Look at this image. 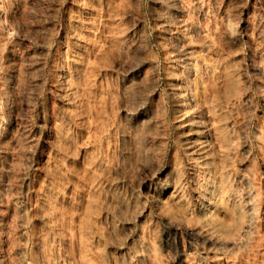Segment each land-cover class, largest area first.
<instances>
[{"label": "rangeland", "instance_id": "obj_1", "mask_svg": "<svg viewBox=\"0 0 264 264\" xmlns=\"http://www.w3.org/2000/svg\"><path fill=\"white\" fill-rule=\"evenodd\" d=\"M114 1L0 0V264H264V0ZM116 2H122L124 9L112 8ZM187 14L192 18L188 19ZM213 60L215 62L212 64ZM204 62L209 64L206 69H210V72L204 68ZM191 73H195L193 75L197 80L194 86L201 90V84L208 85L211 97V87L216 85L220 88L224 77L231 75L234 83V90L227 97L221 96V103L215 108V111L221 112L220 123L227 122L224 123L228 127L227 136L222 138L218 133H213L214 146L209 147L208 160L202 163L193 156H189L190 159L185 156L181 140L186 126L175 119V94L170 86L177 85L182 79H195ZM209 76L214 82L211 77L207 78ZM219 77L221 80H217ZM99 97H103L106 106L99 103ZM187 97L189 104L192 103V94ZM122 103L126 105L121 110ZM127 110L130 112L127 113ZM198 116L199 108L187 109L183 122L189 118L193 127ZM244 120L247 121L244 123ZM128 130L132 131L131 135ZM232 136L236 139H232ZM219 143H225L226 147L220 148L217 146ZM171 147H175L174 150ZM219 157L227 161L226 170L213 168L212 161ZM201 166L205 169V175L200 173ZM167 173L169 176L166 177ZM175 174L177 178H174ZM157 178L164 183L174 181L181 188L179 197L169 199L164 204L147 197L144 186L152 190ZM142 181H146V184ZM206 188L213 202H226L230 206L226 210L203 213L197 201L199 198L193 196V192L202 194ZM238 190L240 194H237ZM187 213L189 216H186ZM254 227H258L257 232ZM234 228L241 229L235 231ZM189 256L191 258L188 259Z\"/></svg>", "mask_w": 264, "mask_h": 264}, {"label": "bare ground", "instance_id": "obj_2", "mask_svg": "<svg viewBox=\"0 0 264 264\" xmlns=\"http://www.w3.org/2000/svg\"><path fill=\"white\" fill-rule=\"evenodd\" d=\"M87 1V0H86ZM114 1V0H113ZM116 1H118V0H116ZM123 1V0H122ZM131 1H133V0H131ZM176 1V0H175ZM183 1V0H182ZM181 1V2H182ZM193 1H195V0H193ZM193 1H190V3L191 2H193ZM197 1V0H196ZM77 2V1H76ZM83 2V1H82ZM115 2V1H114ZM203 2V1H202ZM216 2V1H215ZM90 3L91 2H89V5H90ZM97 3V2H96ZM126 3H128V2H126ZM133 3V2H132ZM174 3V2H173ZM176 3V2H175ZM185 3V2H184ZM187 3H188V1H187ZM204 3V2H203ZM203 3H201L200 2V4H201V6H202V4ZM205 3H206V1H205ZM76 4H78V3H76ZM85 4H87V2H85ZM181 4V3H180ZM193 4V3H192ZM199 4V3H198ZM215 4H217V3H215ZM174 5V4H173ZM187 5V4H186ZM186 5L184 6V7H186ZM98 6V5H97ZM130 6H132V5H130ZM196 6V5H195ZM223 6V5H222ZM89 7V6H88ZM93 7V6H92ZM112 8H114V9H116V10H120L121 8H123V5H122V2H116V3H114V5L113 6H111ZM204 7H205V5H204ZM87 8V7H86ZM90 8V7H89ZM98 8H99V6H98ZM187 8V10H188V7H186ZM190 8H192V7H190ZM95 9V8H94ZM124 9V8H123ZM197 9H199V8H197ZM202 9H203V7H202ZM89 10V9H88ZM91 10V9H90ZM127 10V9H126ZM175 10V9H174ZM186 10V9H185ZM108 11V10H107ZM141 11V10H140ZM191 11V10H190ZM193 11V10H192ZM191 11V12H192ZM203 11V10H202ZM205 11H207V10H205ZM98 12V11H97ZM96 12V13H97ZM105 12V11H104ZM112 12V11H111ZM164 12V11H163ZM190 12V13H191ZM196 12V11H195ZM113 13H114V10H113ZM119 13V12H118ZM182 13H183V11H182ZM186 13V12H185ZM185 13H183V14H185ZM188 13H189V11H188ZM189 13V14H190ZM206 13V12H205ZM87 14V13H86ZM127 14V13H126ZM129 14V13H128ZM197 14H198V12H197ZM209 14H210V12H209ZM158 15V14H157ZM176 15V14H175ZM196 15V14H195ZM199 15H201V14H199ZM205 15V14H204ZM203 14H202V16H204ZM67 16V15H66ZM70 16V15H69ZM90 16V15H89ZM107 16V14L105 15V17ZM119 16V15H118ZM122 16V15H121ZM178 16V15H177ZM183 16V15H182ZM182 16H181V18H182ZM187 16H188V14H187ZM187 16H186V18H187ZM189 16H191V15H189ZM188 16V17H189ZM192 16H194V15H192ZM206 16H208V15H206ZM211 16V15H210ZM86 17V16H85ZM104 17V16H103ZM112 17H113V15H112ZM120 17V16H119ZM118 17V18H119ZM185 17V16H184ZM180 18V19H181ZM192 18V17H191ZM190 17L188 18V19H191ZM210 18H212L213 19V17H210ZM84 19H86V18H84ZM165 19V18H164ZM193 19H196V18H193ZM200 19V18H199ZM203 19H206V18H203ZM208 19H209V16H208ZM214 19H215V17H214ZM81 20V19H80ZM89 20V19H88ZM87 20V21H88ZM118 20V19H117ZM116 20V21H117ZM159 20V19H158ZM162 20H163V17H162ZM185 20V19H184ZM184 20H182V21H184ZM187 20V19H186ZM211 20V19H210ZM216 20V19H215ZM235 20V19H234ZM91 21V20H90ZM201 21V20H200ZM203 21H206V20H203ZM222 21H224L223 20V18H222ZM230 21V20H229ZM232 21H233V19H232ZM72 22V21H71ZM79 22V21H78ZM81 22V21H80ZM89 22V21H88ZM104 22V21H103ZM180 22H181V20H180ZM190 22H192L191 20H190ZM194 22V21H193ZM198 22V21H197ZM202 22V21H201ZM213 22H215V21H213ZM221 22V21H220ZM66 23V22H65ZM105 23V22H104ZM107 23V22H106ZM110 23V22H109ZM113 23V22H112ZM116 23H118V22H116ZM164 23V22H163ZM166 23H168V22H166ZM165 23V24H166ZM179 23V22H178ZM195 23H196V21H195ZM207 23V22H206ZM208 23H210V21L208 22ZM217 23V22H216ZM216 23H215V25H216ZM76 24V23H75ZM175 25H176V23H174ZM202 24V23H201ZM221 24V23H220ZM223 24V23H222ZM66 25V24H65ZM77 26H78V24H76ZM141 25V24H140ZM178 25V24H177ZM186 25V24H185ZM194 25V24H193ZM202 25H204V24H202ZM225 25H227V24H225ZM224 25V26H225ZM89 26V25H88ZM87 26V27H88ZM118 26H119V23H118ZM166 26V25H165ZM198 26V25H197ZM216 26H218V25H216ZM221 26V25H220ZM223 26V25H222ZM84 27V26H83ZM171 27V26H170ZM177 27V26H176ZM175 27V28H176ZM179 27V26H178ZM183 27V26H182ZM186 27V26H185ZM188 27V26H187ZM203 27V26H202ZM206 27H208V25H206ZM213 27H214V25H213ZM212 27V28H213ZM85 28V27H84ZM134 28V27H133ZM160 28V27H159ZM159 28H158V30H159ZM175 28H174V30H175ZM180 28V27H179ZM184 28V27H183ZM191 28V27H190ZM189 28V29H190ZM200 28H201V26H200ZM212 28H211V33H213V31L214 30H212ZM219 28V27H218ZM217 28V29H218ZM223 28V27H222ZM225 28V27H224ZM86 29V28H85ZM94 29V28H93ZM105 29V28H104ZM118 29V28H117ZM128 29V28H127ZM130 29V28H129ZM132 29V28H131ZM177 29V28H176ZM187 29V28H186ZM185 29V30H186ZM195 29V28H194ZM203 29H205V28H203ZM209 29V28H208ZM214 29H216V28H214ZM220 29H221V27H220ZM219 29V30H220ZM243 29V28H242ZM107 30V29H106ZM114 30V29H113ZM169 30H170V28H169ZM172 30H173V28H172ZM185 30H184V32H185ZM198 30V29H197ZM207 32L209 31V30H207V28L205 29ZM223 30V29H222ZM240 30V29H239ZM71 31V30H70ZM135 31V30H134ZM133 31V32H134ZM178 31V30H177ZM181 31V30H180ZM201 31V30H200ZM199 31V32H200ZM216 31V30H215ZM227 31V30H226ZM226 31H225V33H226ZM242 31V30H241ZM88 32V31H87ZM103 32V31H102ZM131 32V31H130ZM170 32V31H169ZM245 33H247L246 31H244ZM72 33V32H71ZM82 33V32H81ZM107 33V32H106ZM118 33V32H117ZM121 33V32H120ZM126 33V32H125ZM137 33V32H136ZM172 33H173V31H172ZM196 33V32H195ZM201 33H206V32H201ZM219 33H221V31H219ZM218 33V34H219ZM223 33V32H222ZM221 33V34H222ZM79 34V33H78ZM86 33H84L83 35H85ZM104 34V33H103ZM116 34V33H115ZM162 34V33H161ZM166 34H167V32H166ZM174 34V33H173ZM188 34V33H187ZM190 34V33H189ZM210 34V33H209ZM215 34V33H214ZM213 34V35H214ZM217 34V33H216ZM215 34V35H216ZM228 34V33H227ZM243 34V33H242ZM248 34V33H247ZM246 34V35H247ZM63 35V34H62ZM73 35H76V34H73ZM80 35V34H79ZM91 35H92V33H91ZM104 35H106V34H104ZM128 35V34H127ZM126 35V36H127ZM163 35V34H162ZM201 35H203V34H201ZM220 35V34H219ZM218 35V36H219ZM223 35V34H222ZM244 35V34H243ZM252 35V34H251ZM60 36V35H59ZM87 36H89V35H87ZM120 36V35H119ZM130 36H132V35H130ZM175 36V35H174ZM173 36V37H174ZM186 36V35H185ZM191 36H193V35H191ZM199 36H200V33H199ZM198 36V37H199ZM204 36V35H203ZM205 36H206V34H205ZM205 36H204V38H205ZM211 36V35H210ZM224 36V35H223ZM223 36H222V38H223ZM227 36V35H226ZM225 36V37H226ZM231 36V35H230ZM92 37V36H91ZM102 37H104V36H102ZM106 37V36H105ZM108 37V36H107ZM106 37V38H107ZM115 37V36H114ZM122 37V36H121ZM156 37V36H155ZM160 37V36H159ZM169 37V36H168ZM194 37V36H193ZM197 37V38H198ZM207 37V36H206ZM212 37V36H211ZM228 37V36H227ZM248 37H250L249 35H248ZM247 37V38H248ZM72 39H73V37H71ZM89 38V37H88ZM180 38V37H179ZM185 38H187V37H185ZM189 38V37H188ZM204 38H202L203 40H201L202 42L204 41ZM214 38V37H213ZM217 38H219V37H217ZM251 38V37H250ZM91 39V38H90ZM105 39V38H104ZM114 39V38H113ZM116 39H117V37H116ZM161 39V38H160ZM168 39V38H167ZM173 39V38H172ZM181 39V38H180ZM193 39H195V38H192V40ZM226 39V38H225ZM245 39V38H244ZM75 40V39H74ZM102 40V39H101ZM129 40V39H128ZM198 40V39H197ZM200 40V39H199ZM243 40V39H242ZM249 40V39H248ZM104 41V40H103ZM109 41V40H108ZM141 41V40H140ZM188 41H190V40H188ZM207 41H209V39L207 40ZM222 41V40H221ZM229 41V40H228ZM247 41V40H246ZM253 41V40H252ZM74 43H75V41H73ZM81 42V41H80ZM92 42H93V40H92ZM97 42V41H96ZM112 42V41H111ZM161 42V41H160ZM164 42V41H163ZM187 42V41H186ZM195 42H199V41H196L195 40ZM201 42V43H202ZM223 42V41H222ZM224 42H225V40H224ZM233 42V41H232ZM239 42H241V41H239ZM239 42H237V43H239ZM66 43V42H65ZM72 43V42H71ZM78 43V42H77ZM136 43V42H135ZM138 43V42H137ZM139 43H141V42H139ZM162 43V42H161ZM164 43H166V42H164ZM174 43V42H173ZM183 43V42H182ZM182 43H180L181 44V46L184 48V46L182 45ZM189 43V42H188ZM205 43H207L206 41H205ZM211 43V42H210ZM226 43V42H225ZM242 43V42H241ZM241 43H239V44H241ZM246 43V42H245ZM73 44V43H72ZM80 44V43H79ZM79 44H77V45H79ZM93 44H94V42H93ZM110 44V43H109ZM108 44V45H109ZM115 44V43H114ZM119 44V43H118ZM127 44V43H126ZM170 44V43H169ZM178 44V43H177ZM176 44V45H177ZM186 44V43H185ZM213 44V43H212ZM219 44V43H218ZM238 44V45H239ZM242 44H244V43H242ZM248 44V43H247ZM65 45H67V44H65ZM76 45V44H75ZM95 45V44H94ZM134 45V44H133ZM226 45H227V43H226ZM232 45H234V44H232ZM73 46V45H72ZM80 46V45H79ZM96 46V45H95ZM159 46V45H158ZM195 46V45H194ZM215 46H216V44H215ZM221 46H222V44H221ZM228 46V45H227ZM235 46V45H234ZM253 46V45H252ZM84 47V46H83ZM82 47V48H83ZM91 47V46H90ZM98 47V46H97ZM111 47V46H110ZM118 47V46H117ZM120 47V46H119ZM121 47H123V45L121 46ZM188 48H189V46H187ZM196 47V46H195ZM209 47V46H208ZM217 47V49H218V46H216ZM231 47V46H230ZM229 47V48H230ZM71 48V47H70ZM85 48V47H84ZM124 48V47H123ZM136 48V47H135ZM134 48V49H135ZM182 48V49H183ZM215 48V47H214ZM225 48L227 49V47L225 46ZM239 48V47H238ZM75 49V48H74ZM79 49H80V47H79ZM93 49V48H92ZM116 49V48H115ZM115 49H114V51H115ZM125 49V48H124ZM162 49V48H161ZM186 49V48H185ZM201 49V48H200ZM216 49V50H217ZM230 49H232V48H230ZM230 49H228V50H230ZM69 50V49H68ZM95 50V49H94ZM96 50H97V48H96ZM213 50V49H212ZM236 50V49H235ZM234 50V51H235ZM238 50V49H237ZM167 51V50H166ZM171 51V50H170ZM197 51V50H196ZM233 51V50H232ZM231 51V52H232ZM76 52V51H75ZM74 52V53H75ZM79 52V51H78ZM173 52H174V50H173ZM172 52V53H173ZM198 52V51H197ZM200 52H202V51H200ZM199 52V53H200ZM213 52L216 54V52L213 50ZM213 52H212V55H213ZM218 52H219V50H218ZM228 52V51H227ZM70 53V52H69ZM92 53H94V52H92ZM92 53H91V55H92ZM195 53V52H194ZM203 53H204V51H203ZM203 53H201L200 54V56H202V54ZM207 53H208V51H207ZM211 53V52H210ZM229 53V52H228ZM233 53V52H232ZM142 54V53H141ZM176 54V53H175ZM186 54V53H185ZM75 55V54H74ZM77 55V54H76ZM171 55V54H170ZM178 55V54H177ZM180 55V54H179ZM198 55V54H197ZM69 56V55H68ZM78 56V55H77ZM82 56V55H81ZM187 56V55H186ZM205 56V55H204ZM207 57H210V56H208V55H206ZM216 56H217V54H216ZM227 56V55H226ZM236 56V55H235ZM258 56V55H257ZM71 57V56H70ZM93 56H91V58H92ZM107 57V56H106ZM119 57V56H118ZM142 57V56H141ZM176 57V56H175ZM178 57V56H177ZM182 57H183V55H182ZM187 57H189V56H187ZM199 57V56H198ZM56 58V57H55ZM86 58V57H85ZM87 58H89V57H87ZM90 58V59H91ZM98 58V57H97ZM97 58H96V60H97ZM123 58V57H122ZM172 58V57H171ZM174 58V57H173ZM180 58V57H179ZM203 58V57H202ZM202 58L200 59V60H202ZM230 58H232V57H230ZM79 59V58H78ZM77 59V60H78ZM103 59V58H102ZM125 59V58H124ZM184 59V58H183ZM208 59V58H207ZM220 59V58H219ZM87 60V59H86ZM176 60H178V59H176ZM216 60V59H215ZM215 60H213V62H211L212 64L215 62ZM237 60V59H236ZM76 61V60H75ZM120 61V60H119ZM193 61H195V60H193ZM197 61H198V59H197ZM203 61V60H202ZM207 61V60H206ZM211 61V60H210ZM61 62V61H60ZM80 62H82V61H80ZM174 62H175V60L173 61V64H174ZM177 62V61H176ZM189 62V61H188ZM192 62V61H191ZM196 62V61H195ZM199 62V61H198ZM208 62V61H207ZM219 62V61H218ZM221 62V61H220ZM233 62V61H232ZM70 63V62H69ZM87 63V62H86ZM96 63H98V62H96ZM179 63H181V62H179ZM184 63V62H183ZM194 63V62H193ZM197 63V62H196ZM205 63V62H204ZM203 63V64H204ZM210 63V62H209ZM66 64V63H65ZM65 64H64V67H66L65 66ZM84 64V63H83ZM104 64V63H103ZM117 64V63H116ZM169 64V63H168ZM176 64H178V63H176ZM198 64V63H197ZM202 64V63H201ZM234 64V63H233ZM72 65H74V64H72ZM72 65H70V66H72ZM76 65V64H75ZM79 65V64H78ZM107 65V64H106ZM105 65V66H106ZM179 65V64H178ZM182 65V64H181ZM180 65V66H181ZM187 65V64H186ZM199 65V64H198ZM209 65V64H208ZM206 63H205V65H204V68L206 69V66H208ZM216 65H217V63H216ZM222 66H223V64H221ZM221 65H218V66H221ZM226 65V64H225ZM57 66V65H56ZM109 66V65H108ZM134 66V65H133ZM136 66V65H135ZM212 66V65H211ZM221 66V67H222ZM139 67V66H138ZM175 67V66H174ZM174 67H173V69H174ZM188 67V66H187ZM192 67H193V65H192ZM191 67V68H192ZM199 67V66H198ZM217 67V66H216ZM61 68V67H60ZM75 69H77L76 67H74ZM84 68V67H83ZM87 68H88V66H87ZM94 68V67H93ZM97 68V67H96ZM182 68H183V66H182ZM181 68V69H182ZM195 68V67H194ZM193 68V69H194ZM200 68V67H199ZM203 68V67H202ZM209 68H210V66H209ZM212 68V67H211ZM213 68H215V66L213 67ZM218 68V67H217ZM225 68V67H224ZM223 68V69H224ZM66 69H68V68H66ZM65 69V71H67ZM72 69H73V67H72ZM80 69V68H79ZM133 69V68H132ZM180 69V68H179ZM204 69V70H205ZM216 69V68H215ZM233 69V68H232ZM74 70V69H73ZM82 70V69H81ZM127 70H129V69H127ZM140 70V69H139ZM203 70V69H202ZM207 71H209L208 69H206ZM220 70V69H219ZM221 70H222V68H221ZM259 70V69H258ZM55 71V70H54ZM63 71V70H62ZM75 71V70H74ZM171 71V70H170ZM194 71H196V69L194 70ZM200 71V70H199ZM212 71V70H211ZM215 71V70H214ZM59 72V71H58ZM64 72V71H63ZM81 72V71H80ZM79 72V73H80ZM128 72H130V71H128ZM179 72H180V70H179ZM193 72V71H192ZM202 72H205V71H202ZM202 72H200V73H202ZM210 72V71H209ZM217 72V71H216ZM231 72L233 73V71L231 70ZM71 73V72H70ZM87 73V72H86ZM95 73V72H94ZM134 73V75H135V72H133ZM138 73V72H137ZM178 73V72H177ZM186 73V72H185ZM206 74H207V72H205ZM205 73H203V74H205ZM220 73V72H219ZM64 74V73H63ZM174 74H175V72H174ZM193 74H195V73H193ZM192 73H191V75H193ZM209 74V73H208ZM214 74V73H213ZM221 74V73H220ZM234 74V73H233ZM261 74V73H260ZM72 75V74H71ZM85 75V74H84ZM129 75V74H128ZM133 75V76H134ZM141 75H143L142 73H141ZM170 75V74H169ZM216 75V74H215ZM236 75V74H235ZM63 76V75H62ZM64 76H65V74H64ZM135 76H138V75H135ZM183 76V75H182ZM194 76V78H195V75H193ZM208 76V75H207ZM223 75H221V77H222ZM260 76V75H259ZM79 77H80V75H79ZM90 77V76H89ZM130 77H132L131 75H130ZM129 77V78H130ZM147 77V76H146ZM200 77H202V76H200ZM206 77V76H205ZM211 77V78H210ZM213 77H214V75H213ZM221 77H219L217 80H219ZM237 77V76H236ZM261 77V76H260ZM71 78V77H70ZM76 78H77V76H76ZM76 78H75V80H76ZM86 78V77H85ZM84 78V79H85ZM176 78V77H175ZM190 78H191V76H190ZM193 78V77H192ZM207 78H210V79H213L212 78V76H209V77H207ZM216 78V77H215ZM65 79V78H64ZM72 79V78H71ZM74 79V78H73ZM135 79H139V78H135ZM206 79V78H205ZM209 79V80H210ZM124 80V79H123ZM134 80V79H133ZM179 80V79H178ZM181 80V79H180ZM179 80V81H180ZM183 80V79H182ZM181 80V82L180 83H177V85H175V84H172V85H170L171 86V91L175 94V101H174V103H173V107H174V110H175V115H176V118L175 119H177L178 120V122L179 123H181V124H185V126H186V130H185V133L183 134V140H181L182 142H183V146H184V153H185V156L186 157H189V156H193L194 158H196V160H198L200 163H202L203 161H207L208 160V157H209V153H210V148L209 147H213L214 146V139L212 138V137H214V136H212L213 135V133H218L219 135H220V137H222V138H225L226 136H227V131H228V127L223 123H220V113H218V111H215V108H218L219 107V105H220V103L221 102H219L220 101V99H221V96H229V94L234 90V83H233V80H232V77H231V75H229V76H227V77H224L223 79H222V82H221V84H219V85H221V87L220 88H218L216 85H213L211 88H212V93H213V95H212V97L211 96H209L210 94H208V85H206V86H204V84H201L202 85V87H200L201 88V90H199V87H195L194 85L196 84V82H197V80H196V78L195 79H188V80H184V81H182ZM199 80V79H198ZM208 80V81H209ZM221 80V79H220ZM62 81V80H61ZM103 81V80H102ZM135 81V80H134ZM143 81V80H142ZM173 81V80H172ZM202 81H204V80H202ZM73 82V81H72ZM82 82V81H81ZM85 82V81H84ZM146 82V81H145ZM199 82V81H198ZM205 82H206V80H205ZM213 82H214V79H213ZM220 82H218V83H220ZM236 82V81H235ZM64 83V82H63ZM68 83V82H67ZM124 83V82H123ZM165 83V82H164ZM171 83V82H170ZM169 83V84H170ZM201 83H204V82H201ZM207 83V82H206ZM209 83V82H208ZM217 83V84H218ZM125 84V83H124ZM168 84V85H169ZM198 84H200V83H198ZM81 85V84H80ZM218 85V86H219ZM58 86V85H57ZM62 86V85H61ZM66 86V85H65ZM78 86V85H77ZM86 86V85H85ZM100 86V85H99ZM98 86V87H99ZM79 87V86H78ZM82 87H83V85H82ZM91 87V86H90ZM105 87V86H104ZM115 87V86H114ZM130 87V86H129ZM139 87V86H138ZM174 87H176V90L174 89V90H172ZM238 87V86H237ZM61 88V87H60ZM73 88V87H72ZM125 88V87H124ZM135 88V87H134ZM65 89V88H64ZM83 89V88H82ZM82 89L80 90V91H82ZM122 89V88H121ZM125 90V89H124ZM166 90H168V89H166ZM241 90V89H240ZM66 91H67V89H66ZM104 91V90H103ZM116 91V90H115ZM144 91V90H143ZM149 91V90H148ZM210 91V90H209ZM239 91V90H238ZM58 92V91H57ZM65 92V91H64ZM93 92V91H92ZM97 92V91H96ZM110 92V91H109ZM112 92V91H111ZM121 92H122V90H121ZM186 92H187V94H186ZM202 93V96H201V94L200 93ZM210 92V93H211ZM250 92V91H249ZM61 92H59V94H60ZM85 93V92H84ZM98 93H100V92H98ZM97 93V94H98ZM124 93V92H123ZM241 93H243V91L241 92ZM67 94V93H66ZM70 94V93H69ZM72 94V93H71ZM93 94H95V93H93ZM101 94V93H100ZM105 94V93H104ZM113 94H114V92H113ZM117 94V93H116ZM141 94V93H140ZM189 94H192V103L190 102V104H189V101H188V95ZM200 94V95H199ZM85 95V94H84ZM107 95V94H106ZM112 95V94H111ZM121 95H122V93H121ZM134 95V94H133ZM132 95V96H133ZM208 95V96H207ZM243 95V94H242ZM63 96V95H62ZM71 96V95H70ZM89 96V95H88ZM167 96V95H166ZM174 96V95H173ZM199 96H201V98L199 97ZM60 97V96H59ZM72 97V96H71ZM70 97V98H71ZM82 97V96H81ZM117 97H118V95H117ZM130 97V96H129ZM208 97H210V98H208ZM238 97V96H237ZM236 97V98H237ZM242 97V96H241ZM245 97V96H244ZM247 97V96H246ZM62 98V97H61ZM111 98V97H110ZM123 98H124V96H123ZM248 98V97H247ZM75 99V98H74ZM77 99V98H76ZM89 99V98H88ZM124 99H126V98H124ZM81 100V99H80ZM247 100V99H246ZM72 101H73V99H72ZM95 101H96V99H95ZM98 101H99V103L101 104V105H103V106H106V102L104 101V99H103V97H99L98 98ZM106 101H107V99H106ZM108 101H109V99H108ZM141 101V100H140ZM230 102H231V100H229ZM242 101L243 102H245L244 101V99L242 98ZM86 102V101H85ZM92 102H94V101H92ZM97 102V101H96ZM114 101H112V103H113ZM122 102V101H121ZM120 102V103H121ZM125 102V101H124ZM170 102V101H169ZM262 102V101H261ZM90 103H91V101H90ZM116 103V102H115ZM232 103H233V100H232ZM236 103V102H235ZM97 104V103H96ZM109 104V103H108ZM123 105H122V107H120L119 109H121V108H124V106L126 105H124V103H122ZM134 104V103H133ZM172 104V103H171ZM69 105V104H68ZM67 105V106H68ZM71 105V104H70ZM138 105V104H137ZM170 105V104H169ZM228 105H230V103L228 104ZM244 105H245V103H244ZM243 105V106H244ZM246 105H247V103H246ZM136 106V105H135ZM134 106V107H135ZM231 106H232V104H231ZM70 107V106H69ZM84 107H85V104H84ZM109 106H107V108H108ZM152 107V106H151ZM199 108V116L197 117V119L194 121V123H193V127H192V125H191V123H190V119L189 118H187V120H186V122L184 123L183 121V116H184V113H185V111L187 110V109H191V110H194L195 108ZM223 107V106H222ZM92 108V107H91ZM139 108V107H138ZM141 108V107H140ZM148 108V107H147ZM172 108V107H171ZM229 108V107H228ZM232 108V107H231ZM236 108H238L237 110H239V107H236ZM96 109V108H95ZM114 109H116L115 107H114ZM243 109V108H242ZM248 109V108H247ZM122 110V109H121ZM128 110H129V108H128ZM127 110V113H129L130 111H128ZM135 110V109H134ZM140 110V109H139ZM138 110V111H139ZM221 110V109H220ZM223 110V109H222ZM233 110H235V109H233ZM93 111V110H92ZM105 111V110H104ZM109 112H111L110 110H108ZM132 111H133V109H132ZM136 111V110H135ZM240 111V110H239ZM76 112V111H75ZM83 112V111H82ZM87 112V111H86ZM98 112V111H97ZM137 112V111H136ZM170 112H171V110H170ZM172 112H173V109H172ZM189 112V111H188ZM196 112H198V110L196 111ZM228 112V111H227ZM234 112V111H233ZM61 113V112H60ZM77 113V112H76ZM92 113V112H91ZM103 113V112H102ZM124 113V112H123ZM131 113H133V112H131ZM146 113V112H145ZM157 113V112H156ZM232 113V112H231ZM240 113V112H239ZM87 114V113H86ZM105 114H107V112L105 113ZM111 114V113H110ZM126 114V113H125ZM137 114V113H136ZM187 114V113H186ZM192 114V113H191ZM190 114V115H191ZM94 115V114H93ZM102 115V114H101ZM128 115V114H127ZM127 115L125 116V117H127ZM130 115V114H129ZM149 115V114H148ZM189 115V114H188ZM196 115V114H195ZM194 115V116H195ZM232 115V114H231ZM234 115V114H233ZM95 116V115H94ZM109 115H107L106 117H108ZM149 116H151V114L149 115ZM149 116H148V118H149ZM171 116H172V114H171ZM241 116V115H240ZM239 116V117H240ZM96 117V116H95ZM102 117V116H101ZM130 117V116H129ZM139 117V116H138ZM154 117V116H153ZM85 118V117H84ZM131 118H132V116H131ZM135 118V117H134ZM155 118V117H154ZM224 118V117H223ZM235 118V117H234ZM237 118V117H236ZM242 118H244V117H242ZM241 118V119H242ZM105 119V118H104ZM108 119H109V117H108ZM137 119V118H136ZM143 118L141 117V119L140 120H142ZM146 119V118H145ZM153 119V118H152ZM194 119V118H193ZM81 120V119H80ZM106 120V119H105ZM122 120V119H121ZM126 120V119H125ZM131 120V119H130ZM140 120H139V123H140ZM174 120V119H173ZM192 120V119H191ZM238 120H240V118L238 119ZM238 120H237V122H238ZM66 121V120H65ZM87 121V120H86ZM100 121V120H99ZM107 121V120H106ZM109 122H110V120H108ZM148 121V120H147ZM154 121H156L155 119H154ZM209 121H211V123L209 124ZM228 121H229V119H228ZM231 121V120H230ZM241 121V120H240ZM247 121V120H246ZM245 120H244V123L246 122ZM112 122V121H111ZM123 122V121H122ZM132 122H134V121H132ZM143 122V121H142ZM93 123V122H92ZM99 123V122H98ZM97 123V124H98ZM144 123V122H143ZM156 123V122H155ZM158 123V122H157ZM241 123V122H240ZM104 124V123H103ZM135 124V123H134ZM151 124V123H150ZM229 124V123H228ZM227 124V125H228ZM232 124V123H231ZM260 124V123H259ZM72 125V124H71ZM108 124H106V126H107ZM144 125V124H143ZM146 125V124H145ZM177 125H179L178 123H177ZM245 125V124H244ZM263 125V124H262ZM105 126V127H106ZM128 126V125H127ZM126 126V127H127ZM175 126V125H174ZM182 126V125H181ZM231 126V125H230ZM131 127V126H130ZM129 127V128H130ZM213 127H215V128H213ZM235 127H237L236 125H235ZM235 127H233V128H235ZM94 128V127H93ZM99 128H101L100 126H99ZM154 128H155V126H154ZM181 128V127H180ZM113 129V128H112ZM128 129V128H127ZM146 129V128H145ZM176 129V128H175ZM103 130V129H102ZM108 130V129H107ZM141 130V129H140ZM151 130V129H150ZM154 130H156V129H154ZM260 130V129H259ZM264 130V129H263ZM91 131V130H90ZM125 131H126V129H125ZM129 132H130V130H128ZM127 131V132H128ZM136 131V130H135ZM231 131V130H230ZM234 131L235 130H233V133H234ZM256 131H258V130H256ZM103 132V131H102ZM105 132V131H104ZM132 132V131H131ZM131 132H130V135H131ZM137 132V131H136ZM146 131H144V133H145ZM154 132V131H153ZM232 132V131H231ZM243 132V131H242ZM55 133V132H54ZM58 133V132H57ZM99 133V132H98ZM152 133V132H151ZM157 133V132H156ZM179 133V132H178ZM181 133V132H180ZM183 133V132H182ZM235 133H236V131H235ZM107 134V133H106ZM132 134H134V132L132 133ZM153 134V133H152ZM167 134V133H166ZM165 134V135H166ZM54 135V134H53ZM175 135V134H174ZM236 135H238V134H236ZM235 135V136H236ZM257 135H259L258 133H257ZM261 135V134H260ZM101 136V135H100ZM140 136V135H139ZM152 136V135H151ZM85 137V136H84ZM92 137V136H91ZM132 137V136H131ZM142 137V136H141ZM140 137V138H141ZM175 137V136H174ZM177 137V136H176ZM233 138L232 139H236V137L234 138V136H232ZM240 137V136H239ZM238 137V139H240ZM258 137V136H257ZM256 137V138H257ZM93 138V137H92ZM129 138V137H128ZM151 138H153V137H151ZM151 138H149V139H151ZM215 138H216V136H215ZM261 138V137H260ZM262 138H263V136H262ZM65 139V138H64ZM154 139V138H153ZM166 139V138H165ZM170 139V138H169ZM130 140V139H129ZM179 140V139H178ZM217 140V139H216ZM230 140H231V138H230ZM242 141V140H241ZM261 141V140H260ZM54 142V141H53ZM60 142V141H59ZM130 142V141H129ZM136 142V141H135ZM152 142V141H151ZM154 142V141H153ZM160 142V141H159ZM158 142V143H159ZM163 142H164V140H163ZM165 142H166V140H165ZM232 142H234V141H232ZM236 142H237V140H236ZM248 142V141H247ZM61 143V142H60ZM133 143V142H132ZM150 143V142H149ZM218 143V142H217ZM216 143V144H217ZM238 143V142H237ZM240 143V142H239ZM131 144V143H130ZM129 144V145H130ZM161 144V143H160ZM167 144V143H166ZM172 144V143H171ZM235 144V146H236V143H234ZM240 144H242V143H240ZM246 144V143H245ZM143 145V144H142ZM149 145V144H148ZM162 145V144H161ZM179 145V144H178ZM248 145V144H247ZM260 145V144H259ZM137 146V145H136ZM160 146V145H159ZM165 146V145H164ZM182 146V145H181ZM217 146H219L220 148H222V149H224L225 147H226V144L225 143H219V145H217ZM249 146V145H248ZM133 147H135V146H133ZM238 147H240V146H238ZM160 148V147H159ZM167 148V147H166ZM175 148V147H174ZM174 148L172 149V147H171V149L172 150H174ZM237 148V147H236ZM263 148V147H262ZM261 148V149H262ZM111 149H113V148H111ZM132 149V148H131ZM134 149V148H133ZM169 149V148H168ZM171 149H169V150H171ZM183 149V148H182ZM217 149V148H216ZM248 149V148H247ZM154 150V149H153ZM164 150V149H163ZM168 150V151H169ZM151 151V150H150ZM167 151V150H166ZM213 151V150H212ZM217 151H219V150H217ZM236 151H238V150H236ZM244 151V150H243ZM106 152V151H105ZM134 152V151H133ZM143 152H144V150H143ZM154 152V151H153ZM163 152V151H162ZM175 152H177L176 151V149H175ZM234 152H235V149H234ZM246 152V151H245ZM252 152V151H251ZM134 153H136V152H134ZM149 153V152H148ZM168 153V152H167ZM183 153V152H182ZM236 153V152H235ZM262 153V152H261ZM105 154H107V153H105ZM162 154V153H161ZM175 154V153H174ZM231 154H233V153H231ZM239 154V153H238ZM246 154V153H245ZM259 154V153H258ZM263 154V153H262ZM113 155V154H112ZM134 155V154H133ZM152 155V154H151ZM150 155V156H151ZM160 155V154H159ZM181 155V154H180ZM214 155H215V151H214ZM218 155V154H217ZM235 154H233L232 156H234ZM240 155H241V152H240ZM139 156V155H138ZM137 156V157H138ZM164 156H165V154H164ZM170 156V155H169ZM185 156H184V159H185ZM231 156V157H232ZM236 156V155H235ZM238 156V155H237ZM244 156V155H243ZM253 156V155H252ZM107 157H109V156H107ZM160 157V156H159ZM171 157V156H170ZM174 157V156H173ZM263 157H264V155H263ZM131 158H133V156H131ZM235 158V157H234ZM238 158V157H237ZM240 158V157H239ZM250 158V157H249ZM103 159V158H102ZM108 159V158H107ZM151 159V158H150ZM181 159V158H180ZM179 159V160H180ZM189 159H190V157H189ZM100 160V159H99ZM108 160H110V159H108ZM133 160V159H132ZM144 160V159H143ZM162 160V159H161ZM229 160V159H228ZM235 160V159H234ZM240 160V159H239ZM241 160H243V159H241ZM105 161V160H104ZM138 161V160H137ZM136 161V162H137ZM153 161V160H152ZM151 161V162H152ZM156 161V160H155ZM170 161V160H169ZM192 161V160H191ZM238 161V160H237ZM248 161H249V159H248ZM251 161V160H250ZM189 162V161H188ZM236 162V161H235ZM235 162H234V164H235ZM104 163V162H103ZM142 163V162H141ZM180 163V162H179ZM237 163V162H236ZM239 163H240V161H239ZM162 164V163H161ZM181 164V163H180ZM212 164H213V168L215 169V170H217L218 168H227V161L226 160H224V159H221V157H219V158H215V160H213L212 161ZM144 165V164H143ZM151 165H153V164H151ZM150 165V166H151ZM169 165V164H168ZM177 165V164H176ZM97 166V165H96ZM139 166V165H138ZM153 166H155V165H153ZM160 166V165H159ZM173 166V165H172ZM171 166V167H172ZM196 166V165H195ZM240 166V165H239ZM250 166V165H249ZM101 167H103V164L101 165ZM145 167V166H144ZM190 167V166H189ZM192 167V166H191ZM194 167V166H193ZM137 168V167H136ZM140 168H142V167H140ZM157 168V167H156ZM176 168V167H175ZM197 168V167H196ZM195 168V169H196ZM212 168V167H211ZM251 168V167H250ZM99 169H101V168H99ZM146 169H147V167H146ZM145 169V170H146ZM151 169V171H153L152 170V167L150 168ZM153 169H155V168H153ZM207 169V168H206ZM241 169V168H240ZM255 169V168H254ZM253 169V170H254ZM142 170V169H141ZM141 170L140 171H138V172H141ZM156 170V169H155ZM157 170H158V168H157ZM174 170H176V169H174ZM182 170H183V168H182ZM181 170V171H182ZM226 170V169H225ZM238 170V169H237ZM242 170V169H241ZM149 171V170H148ZM148 171H146V173H149ZM166 171V170H165ZM102 172V171H101ZM175 172V171H174ZM183 172H184V170H183ZM193 172V171H192ZM243 172V171H242ZM153 173V172H152ZM155 173V172H154ZM153 173V174H154ZM186 173V172H185ZM189 173V172H188ZM191 173V172H190ZM197 173V172H196ZM200 173L202 174V175H205V169L204 168H202V166H201V171H200ZM218 173V172H217ZM172 174V173H171ZM187 174V173H186ZM249 174V173H248ZM145 175V174H144ZM143 175V176H144ZM150 175V174H149ZM148 175V176H149ZM192 175V174H191ZM207 175V174H206ZM209 175V174H208ZM220 175V174H219ZM250 175V174H249ZM253 175V174H252ZM147 176V175H146ZM147 176V177H148ZM152 176V175H151ZM167 176H169V173H167L166 174V177ZM185 176V175H184ZM198 176V175H197ZM214 176V175H213ZM155 177V176H154ZM163 177V176H162ZM166 177H164L165 179H166ZM178 177V175L177 174H175V176H174V178H177ZM195 177V176H194ZM207 177V176H206ZM143 178H145V176L143 177ZM148 178H150V176L148 177ZM160 178V177H159ZM173 178V177H172ZM190 177H188L187 179H189ZM233 178V177H232ZM153 179V178H152ZM163 179V178H162ZM171 179V178H170ZM198 179V178H197ZM207 179V178H206ZM238 180H239V178H237ZM242 179V178H241ZM264 179V178H263ZM135 180H137V179H135ZM141 180V179H140ZM145 180V179H144ZM172 180H174V179H172ZM184 180V179H183ZM192 180V179H191ZM190 180V181H191ZM203 180V179H202ZM202 180H201V182H202ZM155 181V180H154ZM167 181V180H166ZM194 181H195V179H194ZM245 181V180H244ZM142 182H146V181H142ZM193 182V181H192ZM222 182V181H221ZM253 182H254V180H253ZM252 182V183H253ZM139 183V182H138ZM143 183V184H144ZM152 183V182H151ZM150 183V184H151ZM170 182H167V183H164L163 181H161V179H158L157 178V180L154 182V186H153V188H152V186H151V188H152V190H150V188H147L146 187V185L144 186L145 187V192H146V194H147V197H150V198H152V199H156L160 204H164V202H166V201H168L169 199H172V200H175L177 197H179L178 195H179V191H181L178 187H177V185H176V183H174V181H171V183L169 184ZM235 183V182H234ZM140 184H141V181H140ZM142 184V185H143ZM146 184V183H145ZM148 184H149V182H148ZM184 184H185V182H184ZM200 184V183H199ZM243 184V183H242ZM255 184V183H254ZM139 185V184H138ZM137 185V186H138ZM192 185V184H191ZM195 185V184H194ZM193 185V186H194ZM204 185V184H203ZM207 185V184H206ZM217 185V184H216ZM238 185H239V183H238ZM256 185V184H255ZM258 185V184H257ZM256 185V186H257ZM141 186V185H140ZM147 186H150V185H147ZM197 186V185H196ZM235 186V185H234ZM233 186V187H234ZM237 186V185H236ZM250 186V185H249ZM253 186V185H252ZM195 187V186H194ZM238 187V186H237ZM200 187L198 186V189H199ZM222 188V187H221ZM231 188V187H230ZM183 189V188H182ZM210 189H211V187H210ZM224 189V188H223ZM237 189V188H236ZM251 188H249V191H250V193H251V190H250ZM252 189H253V187H252ZM260 189V188H259ZM203 190V189H202ZM256 190V189H255ZM264 190V189H263ZM143 191V190H142ZM232 191V190H231ZM192 192V191H191ZM199 192V191H198ZM198 192L197 191H194L193 192V196H197L196 198H199V200H197V201H199V207L201 208L200 210H202V212L203 213H206V212H212V210H221V209H223V210H226L227 208H228V206H230L229 204H227L226 202L225 203H217V202H213L212 201V199H211V196H210V193L208 192V189L206 188V190L201 194V193H199L198 194ZM219 192V191H218ZM236 192V191H235ZM237 192H239V190L237 191ZM248 192V191H247ZM246 192V193H247ZM254 192V191H253ZM253 192H252V194H253ZM256 193H257V191H255ZM188 193V192H187ZM233 193V192H232ZM245 193V192H244ZM261 193V192H260ZM226 194H228V193H226ZM237 194H240V192L239 193H237ZM258 194V193H257ZM185 195V194H184ZM236 195V194H235ZM242 195V194H241ZM255 195V194H254ZM260 195V194H259ZM222 196H224L223 194H222ZM231 196V195H230ZM248 196V195H247ZM146 197V196H145ZM144 197V198H145ZM215 197V196H214ZM218 197H219V194H218ZM242 197V196H241ZM252 197H253V195H252ZM257 197V196H256ZM263 197V196H262ZM143 198V199H144ZM183 198V197H182ZM188 198V197H187ZM236 198V197H235ZM254 198V197H253ZM195 199V198H194ZM224 199H225V197H224ZM231 199V198H230ZM259 199V198H258ZM99 200V199H98ZM220 200V199H219ZM231 200H233V199H231ZM237 200V199H236ZM238 200H239V198H238ZM237 200V201H238ZM247 200H248V198H247ZM262 200H264L263 198H262ZM105 201V200H104ZM193 201V200H192ZM225 201H227V200H225ZM230 201V200H229ZM242 201H244V200H242ZM251 201V200H250ZM250 201H248V202H250ZM253 201V200H252ZM256 201V200H255ZM101 202V201H100ZM145 202V201H144ZM149 202V201H148ZM171 202V201H170ZM195 202V201H194ZM233 202V201H232ZM244 202H246V200L244 201ZM258 202H260V201H258ZM103 203V202H102ZM179 203V202H178ZM188 203V202H187ZM191 203V202H190ZM231 203V202H230ZM239 203V202H238ZM242 203L243 202H241V205H242ZM251 203V202H250ZM262 203V202H261ZM101 204V203H100ZM156 204V203H155ZM186 204V203H185ZM198 204V203H197ZM252 204V206L254 205L253 203H251ZM251 204H248L249 206L251 205ZM258 204V203H257ZM263 204V203H262ZM245 205H246V203H245ZM247 205V206H248ZM264 205V204H263ZM175 206V205H174ZM190 206V205H189ZM155 207V206H154ZM177 207V206H176ZM192 207V206H191ZM241 207V206H240ZM258 207V206H257ZM264 207V206H263ZM187 208V207H186ZM248 208V207H247ZM254 208V207H253ZM146 209V208H145ZM149 209V208H148ZM191 209V208H190ZM232 209V208H231ZM245 209V208H244ZM250 209V208H249ZM143 210V209H142ZM156 210V209H155ZM160 210V209H159ZM179 210V209H178ZM254 210V209H253ZM154 211V210H153ZM194 211V210H193ZM240 211H241V209H240ZM246 211V210H245ZM129 212V211H128ZM139 212V211H138ZM158 212V211H157ZM156 212V213H157ZM189 212V211H188ZM196 212V211H195ZM233 212V211H232ZM239 212V211H238ZM250 212V211H249ZM252 212H254V211H252ZM258 212V211H257ZM93 213V212H92ZM142 213V212H141ZM223 213V212H222ZM231 213V212H230ZM237 213V212H236ZM244 213V212H243ZM104 214V213H103ZM184 214H186L185 212H184ZM234 214V213H233ZM232 214V215H233ZM240 214H242L241 212H240ZM246 214V213H245ZM251 214V213H250ZM140 215V214H139ZM141 215H144V214H141ZM182 215V214H181ZM215 215V214H214ZM247 215V214H246ZM102 216V215H101ZM186 216H189L188 215V213H187V215ZM202 216V215H201ZM228 216H229V214H228ZM88 217V216H87ZM106 217V216H105ZM135 217H136V215H135ZM157 217V216H156ZM194 217V216H193ZM222 217H224V216H222ZM234 217V216H233ZM249 217H251L250 215H249ZM104 218V217H103ZM142 218V217H141ZM188 218V217H187ZM225 218V217H224ZM241 218H242V215H241ZM241 218H239L240 220H241ZM244 218V217H243ZM257 218V217H256ZM159 219V218H158ZM226 219V218H225ZM246 219H247V217H246ZM250 219V218H249ZM252 219V218H251ZM163 220V219H162ZM164 220H165V218H164ZM209 220V219H208ZM227 220H229L228 218H227ZM93 221V220H92ZM95 221V220H94ZM159 221V220H158ZM246 220H244V222H245ZM77 222V221H76ZM99 222H100V220H99ZM243 222V221H242ZM248 222V221H247ZM252 222H253V220H252ZM108 223V222H107ZM111 223V222H110ZM175 223V222H174ZM188 223V222H187ZM233 223V222H232ZM231 223V224H232ZM251 223V222H250ZM259 223V222H258ZM131 224V223H130ZM141 224V223H140ZM238 224H240V223H238ZM255 224V223H254ZM103 225H104V223H103ZM107 225V224H106ZM187 225V224H186ZM196 225V224H195ZM233 225V224H232ZM241 225H243V224H241ZM249 225V224H248ZM75 226V225H74ZM92 226V225H91ZM94 226V225H93ZM97 226H98V222H97ZM128 226V225H127ZM183 226V225H182ZM193 226V225H192ZM234 226V225H233ZM233 226H232V228H233ZM236 226H237V224H236ZM239 226V225H238ZM245 226H247V225H245ZM245 226H243L244 228L243 229H245ZM249 226H251V224L249 225ZM256 226V225H255ZM257 226H259L258 224H257ZM107 227V226H106ZM110 227V226H109ZM163 227V226H162ZM180 227H181V225H180ZM235 227V226H234ZM252 227H253V225H252ZM251 227V228H252ZM105 228V227H104ZM174 228V227H173ZM187 228H188V226H187ZM186 227H185V229H187ZM255 228V227H254ZM99 229V228H98ZM197 229V228H196ZM207 229H209V228H207ZM236 228H234L233 230H235ZM238 229V228H237ZM235 230V231H239V229H241V228H239L238 230ZM243 229H242V232H243ZM253 229V228H252ZM257 229H258V227H257ZM257 229L255 228V230H256V232H257ZM72 230V229H71ZM74 230V229H73ZM77 230V229H76ZM76 230H75V232H76ZM95 230V229H94ZM106 230V229H105ZM110 230V229H109ZM130 230V229H129ZM177 230V229H176ZM179 230H180V228H179ZM184 230V229H183ZM249 230H251V229H249ZM248 230V231H249ZM254 230V231H255ZM174 231V230H173ZM172 231V232H173ZM199 231V230H198ZM209 232H210V230H208ZM241 231V230H240ZM247 231V230H246ZM74 232V231H73ZM233 232V231H232ZM245 232V231H244ZM243 232V233H244ZM251 232H252V230H251ZM85 233H86V231H85ZM175 233H176V231H175ZM182 233V232H181ZM191 233V232H190ZM214 233V232H213ZM217 233H219V232H217ZM227 232H225V234H226ZM235 233H237V232H235ZM241 233V232H240ZM248 234H250L249 232H247ZM253 233V232H252ZM251 233V234H252ZM92 234V233H91ZM99 234H102V233H99ZM108 234V233H107ZM115 234V233H114ZM210 234V233H209ZM238 234H239V232H238ZM247 234V235H248ZM256 234V233H255ZM261 234V233H260ZM74 235V234H73ZM94 235V234H93ZM110 235V234H109ZM112 235V234H111ZM141 235V234H140ZM169 235V234H168ZM167 235V236H168ZM192 235V234H191ZM213 235V234H212ZM83 236V235H82ZM121 236V235H120ZM178 236H180V233H179V235ZM216 236V235H215ZM219 236V235H218ZM227 236V235H226ZM238 236V235H237ZM240 236H241V234H240ZM239 236V237H240ZM77 237V236H76ZM75 237V238H76ZM102 237V236H101ZM189 237V236H188ZM194 237V236H193ZM205 237V236H204ZM246 237V236H245ZM78 238V237H77ZM84 238V237H83ZM86 238V237H85ZM114 238V237H113ZM167 238V237H166ZM202 238V237H201ZM238 238V237H237ZM244 238V237H243ZM90 239H92V238H90ZM98 239V238H97ZM169 239V238H168ZM172 239V238H171ZM180 239H182V237L180 238ZM179 239V240H180ZM185 239V238H184ZM189 239V238H188ZM209 239V238H208ZM225 239V238H224ZM227 239V238H226ZM231 239V238H230ZM76 240V239H75ZM87 240V239H86ZM110 240V239H109ZM183 240V239H182ZM193 240V239H192ZM233 240V239H232ZM235 240H237V239H235ZM250 240V239H249ZM255 240V239H254ZM259 240V239H258ZM93 241V240H92ZM230 241V240H229ZM75 242V241H74ZM76 242H78V240L76 241ZM98 242V241H97ZM97 242H96V244H97ZM104 243H105V240L103 241ZM113 242V241H112ZM137 242V241H136ZM151 242V241H150ZM174 242V241H173ZM184 242V241H183ZM213 242V241H212ZM216 242V241H215ZM255 242V241H254ZM90 243V242H89ZM94 243H95V241H94ZM103 243V244H104ZM119 243V242H118ZM122 243V242H121ZM231 243H232V241H231ZM249 243V242H248ZM79 244V243H78ZM77 244V245H78ZM92 244V243H91ZM142 244V243H141ZM167 244V243H166ZM181 244L183 245V243L181 242ZM221 244V243H220ZM87 245V244H86ZM99 245V244H98ZM102 245V244H101ZM105 245V244H104ZM108 245V244H107ZM118 245V244H117ZM120 245V244H119ZM232 245V244H231ZM97 246V245H96ZM100 246V245H99ZM146 246V245H145ZM206 246V245H205ZM213 246V245H212ZM236 247H237V245H235ZM80 247V246H79ZM106 247V246H105ZM133 247V246H132ZM143 247V246H142ZM166 247V246H165ZM170 247V246H169ZM208 247V246H207ZM211 247V246H210ZM220 247V246H219ZM222 247V246H221ZM220 247V248H221ZM224 247H225V245H224ZM264 247V246H263ZM175 248V247H174ZM182 248V247H181ZM212 248V247H211ZM217 248V247H216ZM94 249V248H93ZM148 249V248H147ZM168 249V248H167ZM210 249V248H209ZM214 249V248H213ZM222 249V248H221ZM228 249V248H227ZM233 249V248H232ZM235 249V248H234ZM79 250V249H78ZM95 250V249H94ZM133 250V249H132ZM206 250H208V249H206ZM210 250H212V249H210ZM229 250V249H228ZM231 250V249H230ZM245 250V249H244ZM91 251V250H90ZM104 251V250H103ZM106 251V250H105ZM219 251V250H218ZM247 251V250H246ZM128 252V251H127ZM137 252V251H136ZM236 252V251H235ZM130 253V252H129ZM185 253V252H184ZM188 253V252H187ZM202 253V252H201ZM222 253H224V252H222ZM113 254V253H112ZM124 254V253H123ZM126 254V253H125ZM247 254V253H246ZM102 255V254H101ZM188 255V254H187ZM197 255V254H196ZM251 255V254H250ZM91 256V255H90ZM96 256V255H95ZM103 256H105V255H103ZM102 256V257H103ZM151 256V255H150ZM184 256V255H183ZM185 256H186V254H185ZM204 256V255H203ZM212 256V255H211ZM239 256V255H238ZM245 256V255H244ZM81 257V256H80ZM91 257H93V256H91ZM122 257V256H121ZM214 257V256H213ZM218 257V256H217ZM251 257V256H250ZM106 258V257H105ZM108 258V257H107ZM106 258V259H107ZM111 258V257H110ZM183 258H185V257H183ZM189 258H191L190 256L188 257V259ZM216 258V257H215ZM95 259V258H94ZM134 259V258H133ZM212 259V258H211ZM88 260V259H87ZM184 260V259H183ZM83 261V260H82ZM86 261V260H85ZM96 261V260H95ZM118 261V260H117ZM147 261V260H146ZM149 261V260H148ZM180 261V260H179ZM185 261V260H184ZM186 261H188V260H186ZM241 261V260H240ZM99 262V261H98ZM110 262V261H109ZM115 262V261H114ZM143 262V261H142ZM229 262H231V261H229ZM236 262V261H235ZM152 263V262H151ZM188 263H189V261H188ZM213 263V262H212ZM227 263V262H226ZM241 263V262H240ZM239 263V264H240ZM118 264V263H117ZM130 264V263H129ZM140 264V263H139ZM186 264H187V262H186Z\"/></svg>", "mask_w": 264, "mask_h": 264}]
</instances>
